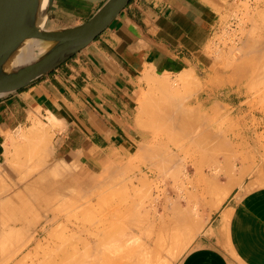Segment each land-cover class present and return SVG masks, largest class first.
<instances>
[{"label": "crops", "instance_id": "obj_1", "mask_svg": "<svg viewBox=\"0 0 264 264\" xmlns=\"http://www.w3.org/2000/svg\"><path fill=\"white\" fill-rule=\"evenodd\" d=\"M105 1L54 0L46 27L53 30L81 23ZM232 1L131 0L110 26L78 54L34 83L0 96V166L6 165L7 148L17 143H24L38 160L46 151V165L74 164L97 173L118 164L116 161L135 146L140 134L151 132L139 129L136 120L140 103L155 79L175 80L183 72L192 74L199 88L195 98L200 97L199 107L235 111L251 103L249 88L254 83L244 71L240 70L238 79L228 85L231 91L225 90L224 74L219 68L220 85L214 89L211 82L214 66L208 47L224 25ZM40 122L47 124L54 135L50 145L47 142L42 146V152L37 140H44L47 134ZM23 135L38 139H26V143ZM248 144V177L239 174L231 183V193L242 188L240 196L211 212L178 264H264V140H250ZM18 171L16 180L22 175ZM13 213L8 211L11 222L1 227L0 256L13 241L29 237L22 252L32 245V220L18 222L12 218ZM15 223H21L24 231L17 236L9 231ZM29 256L31 253L20 261ZM10 261L16 260L0 257V264H12Z\"/></svg>", "mask_w": 264, "mask_h": 264}, {"label": "rangeland", "instance_id": "obj_2", "mask_svg": "<svg viewBox=\"0 0 264 264\" xmlns=\"http://www.w3.org/2000/svg\"><path fill=\"white\" fill-rule=\"evenodd\" d=\"M263 22L264 0H233L231 8L225 12L224 25L208 47L214 66L212 70L214 75L211 81L214 89L222 81L221 78L218 79L217 77V68H219V73L223 72L224 74L226 91L232 90V86L228 85L232 84L236 78L238 79L240 70L244 71V76L252 78L254 85L249 88L253 96L252 102H246L247 105L235 111H224L219 108L210 109L206 105L199 107L201 101L200 97L198 98L199 100L195 99L196 93L191 95L185 94L182 89L174 86L177 85L175 83L176 80L162 79L170 85L171 89L174 88V91L169 88L173 96L176 93L175 88L177 87V103H172L176 98L173 97L171 99L172 95H169L168 89L163 90L165 92L162 94V90H158V86L156 87L157 89L153 88L155 87L154 84H156L153 83V86L151 85L152 89L149 88L147 90L146 99L140 103L136 120L139 129L151 132L140 134L135 146L120 161H116L118 164L109 165L101 172L92 173L86 167L74 164L64 165L63 167L46 165L44 164L46 151H43L42 160H38L33 157L29 150L23 149L24 143H17L16 146L8 148L4 160L6 165L0 166V189L2 190H0V231L2 230L1 227L10 221L8 211H23L25 216H30L34 219L32 221L33 235H31L32 245L27 250L21 251L23 243L27 238L25 237L24 240L13 241L8 247H4L5 253L0 257L4 259L13 258L16 261H10L12 264H46L50 257L57 258L59 256L57 255L59 251L55 253V248L60 246V242L72 241L76 245V250L80 251L81 256L80 260L74 262L107 264L103 260L96 259L100 258L98 255L86 256L85 252L88 251V248L79 243V239L83 240L85 237L84 232L92 230L91 224L105 219L113 222L109 223L111 225H108V227H112L110 230L120 235L111 237L105 243L97 246L98 248L110 250L114 246L117 247L116 244L121 243L118 246H122L123 251L126 250L127 255L125 257L128 259L134 257V255L135 257L140 256L139 258L142 259L144 254L149 257L148 259L145 256L144 258H147L145 260H151L152 264H178L181 257L192 247L211 212L218 211L220 207L228 204L234 196L236 198L240 196L242 188L231 193L234 185L231 184V180L239 174L248 177L250 156L248 143L250 140L254 141L255 139L257 141L264 140V78L262 79L264 77V56L262 55L259 58L255 52V49L257 51V42L261 41L258 45H260L261 54H264L262 46L264 44ZM249 43H252L251 46ZM253 45L256 46L254 47ZM255 74L256 76H254ZM166 93L168 97L170 96V99L166 95L167 100L163 98L164 96L162 95ZM149 99H151L150 102H148ZM171 100L173 101L171 102ZM159 101L160 103H158ZM178 103H180L179 106ZM154 105L159 111L153 108ZM172 105H175V107L172 108ZM144 106H146L145 110L143 109ZM165 106L169 110H174L175 116L177 113L176 108H178L179 113H182L180 111L183 109L187 110H183L186 113L188 110L189 112L192 111V113L195 112L196 114L192 115L190 113L189 115L197 118L194 121L197 122L196 124H199L198 122L201 121L199 126L200 128L202 126L204 128L200 129L194 123L198 127H195L197 130L193 129V120L189 119L191 116L182 113L183 116L180 117L179 114L174 118L172 111L170 112L172 116L167 114L169 111H166L168 109ZM149 109L150 113H147ZM154 110H156V113ZM160 114L161 118H158ZM165 114L170 115L171 118L169 116L166 117ZM148 116H153L156 122ZM178 116L180 118L187 116L192 122L185 117L186 121L183 118L179 119ZM175 120L176 125L180 124L179 122L181 121V124L184 127L186 124L187 127H183V129L181 125H178L181 128L177 127L173 124ZM188 121L191 126L193 125L192 129ZM202 121L205 125H203ZM40 124L47 130V136L43 140L46 141H40L38 146H44L48 140H50V145L54 135L49 133L51 129L47 124L41 122ZM50 126L53 127L54 124ZM205 126H209V128L207 127L208 130L212 128L209 131L213 134L210 132L206 133L207 129L205 130ZM188 127L189 131H186ZM214 128L220 131L217 129L215 131ZM198 129L201 131L198 134L200 137L196 135L199 132ZM255 129L263 130V133H250V130ZM177 131L179 132L177 133ZM203 131H205V134ZM189 132L191 136H189ZM193 132L197 133L194 134ZM202 132L203 134L201 135ZM175 134H177V138ZM207 134H210V136H207ZM203 136L206 139H202L204 142L202 141L203 143L200 144L201 137ZM193 138L197 139L194 140L195 143L192 142ZM202 147L204 148L202 149ZM169 148H173L172 154L174 157L170 153L171 155H166L165 159L172 158L173 161L170 164L161 157L163 156L162 154H160L161 156L158 154V152L165 153L164 149L168 151ZM13 149H15L14 152ZM153 149H155V152ZM17 151L20 152L18 153ZM156 153L157 156H153ZM251 153L254 159L255 150L251 151ZM154 157L158 160L161 157L160 162L157 159H153ZM22 158L23 160H21ZM150 159L151 163L154 162L153 164L155 165V168L152 167L153 164L151 165L154 175L146 173L144 168L146 163L147 165L151 164L148 162ZM155 161L159 163L157 164ZM17 170H20L22 173L19 176V180L25 178V181H15ZM132 178L146 179L148 184L139 185L133 189L128 186V181ZM41 179H44V181L40 183L39 180ZM172 225L176 228L180 225L181 236H184L181 237V242L177 244L168 235V232H170L168 227H172ZM185 225L187 228L188 225H192L193 227H189L191 229L188 230L184 227ZM21 227V223H15L9 231H11L12 235L17 236L19 233L24 232ZM183 227L189 231L190 235H187V230ZM66 228H68V231L73 230L81 234L82 237L66 239ZM165 229H168V231L165 232ZM164 232L167 233L166 236H164ZM160 233L163 234L162 238H159L161 236ZM157 236L159 238L158 241ZM160 239L163 241L161 242ZM156 243L158 245L164 244L160 245L162 246L160 248L163 250H159ZM61 246L63 247V245ZM167 246L170 247L168 248L169 251H167ZM72 248L74 249V247ZM127 250H130L131 254ZM134 251L137 253L132 254ZM28 253L33 254V259L35 255L40 256L42 253H44V257H39V260H36L37 258L35 257L34 261H32L33 259L31 260V256H29L27 260L20 261ZM46 256L47 258L49 256V258L47 259ZM43 259L44 261H42Z\"/></svg>", "mask_w": 264, "mask_h": 264}, {"label": "water", "instance_id": "obj_3", "mask_svg": "<svg viewBox=\"0 0 264 264\" xmlns=\"http://www.w3.org/2000/svg\"><path fill=\"white\" fill-rule=\"evenodd\" d=\"M131 0H106L87 20L59 29L46 27L54 0H0V96L50 74L99 37ZM38 41L44 50L17 62Z\"/></svg>", "mask_w": 264, "mask_h": 264}, {"label": "bare ground", "instance_id": "obj_4", "mask_svg": "<svg viewBox=\"0 0 264 264\" xmlns=\"http://www.w3.org/2000/svg\"><path fill=\"white\" fill-rule=\"evenodd\" d=\"M263 26H264V22H263ZM258 29V28H257ZM263 30V29H262ZM256 41V40H255ZM263 41V40H262ZM261 42V41H260ZM259 41L257 42L258 44L260 43ZM252 44V43H251ZM251 44L249 43V45L251 46ZM254 44V43H253ZM256 44V43H255ZM257 44V51H256V49H255V52H256V55L260 58L262 55L264 56V54H261V52H260V50H261V48H260V45H258ZM254 46V45H253ZM256 46V45H255ZM254 46V47H255ZM262 46H263V48H264V44H262ZM253 47V48H254ZM253 48H252V50H253ZM44 50V48H43V46H40V44L38 43V41H30L22 50H21V53H20V56H19V58L17 59V62H22L23 60H27V59H30V58H33V57H35L36 55H38V54H40L42 51ZM263 50V49H262ZM263 52V51H262ZM256 56V57H257ZM253 66H255V65H253ZM190 71V70H189ZM187 72V71H186ZM191 72V71H190ZM258 72V71H257ZM262 72V71H261ZM263 72H264V70H263ZM262 72V73H263ZM258 74V73H257ZM262 75V74H261ZM254 76H256V74L254 75ZM253 76V77H254ZM260 76V75H259ZM259 76H258V78H259ZM167 77V76H166ZM177 77H178V75H177ZM150 79H151V77H149ZM148 78V83L150 82L149 79ZM264 77H262V79H263ZM156 81L154 82L152 79H151V81H153V82H151V84L150 85H152L153 83H156V84H154V86L155 87H153V88H155V89H157L156 87L158 86V90H162V94L165 92V91H163V90H167L168 92H169V95L171 96L172 95V93H171V90H173L174 88H173V85L171 84V86H172V88L173 89H171V87H170V85L168 84V83H166L165 82V80L163 81L162 79V81L161 80H158V79H155ZM176 80V84L177 85H174V86H177L178 87V89L180 88V89H182V91L186 94V93H188V94H195L197 91H198V85H197V82L195 81V79L193 78V76H192V74H190V73H182V75H180L177 79H175ZM253 80H255L256 81V79H254L253 78ZM159 81H161V82H159ZM260 81H261V79H260ZM263 82V81H262ZM172 83V82H171ZM255 83H257V82H255ZM168 84V85H167ZM250 84V83H249ZM150 85H149V87L148 88H150V89H152V86L150 87ZM169 86V87H168ZM177 87L175 88V91H176V93H174V96L172 95L171 96V99L174 97V98H176L175 99V101H173V100H171V102L174 104V102H176L178 99H177V95L176 94H178L177 93ZM171 90H170V89ZM170 90V91H169ZM166 91V92H167ZM174 91V90H173ZM172 91V92H173ZM171 93V94H170ZM161 94V95H162ZM165 95L167 96V93L166 94H164V95H162V96H164L163 98L165 99V100H167V97H165ZM169 96V97H170ZM176 96V97H175ZM168 97V98H169ZM151 98V97H150ZM145 99H146V97H145ZM147 99H148V97H147ZM154 99H155V97H154ZM160 99V98H159ZM162 99V98H161ZM163 99V100H164ZM170 99V98H169ZM157 100V99H156ZM155 100V101H156ZM151 101V99H149L148 100V102H150ZM170 101V100H169ZM169 101H167L168 103H169ZM181 101V100H180ZM179 101V102H180ZM167 102H165L167 105H168V103ZM158 103H160V101L158 102ZM177 103V102H176ZM143 104V103H142ZM146 104H147V102H146ZM146 104H144V105H146ZM157 104V103H156ZM161 104H162V102H161ZM165 104V105H166ZM179 104L180 103H178V106H179ZM160 105V104H159ZM163 105V104H162ZM169 105H171L170 103H169ZM168 105V106H169ZM146 106H144V110L146 109L145 108ZM158 107V106H157ZM165 107H167V106H165ZM173 107H175V105H172V108ZM217 107V106H216ZM218 107H219V105H218ZM153 108H156L155 107V105H154V107ZM164 108V107H163ZM162 108V109H163ZM169 108H171V107H169ZM151 109V108H150ZM150 109H149V111L147 112V113H150ZM157 109V108H156ZM161 109V110H162ZM166 109V108H165ZM165 109H164V113L166 112V111H169V113L167 112V114H170V112L172 111V110H169L168 109V107H167V109L168 110H166L165 111ZM217 109V108H216ZM220 109V108H219ZM218 109V110H219ZM144 110H141V111H144ZM176 110H177V113H176V116L177 115H179L180 114V117L181 116H183V114L185 113L186 115H189L190 113L193 115L194 113H192V111L191 112H189V110H188V112L186 113V112H183V110L182 111H180V112H182V113H179L178 112V108H176ZM175 110V111H176ZM155 111V113H156V110H154ZM157 111H159V109H157ZM174 111V110H173ZM172 111V112H173ZM184 111H187L186 109L184 110ZM145 112V111H144ZM161 112V111H160ZM142 113V112H141ZM174 113V112H173ZM167 114H165L166 115V117L167 116H169L170 118H171V116H172V114H170V115H167ZM184 114V115H185ZM196 114V113H195ZM143 115V114H142ZM164 115V114H163ZM192 115H189V116H191V118L189 117V119L190 120H193V122L192 121H190L189 119H188V117L187 116H184L185 118H187V120H189L190 122H192V124H196L197 122H194L195 121V118L194 117H192ZM203 115V114H202ZM154 116V115H153ZM153 116H148V117H151V119L153 120L154 118H153ZM156 116V115H155ZM174 118L176 117L175 116V113H174ZM197 116V115H196ZM199 116V115H198ZM165 117V116H164ZM168 117V118H169ZM179 117V116H178ZM179 117V119H184V121H186V119L184 118V117H182V118H180ZM158 118H161V114H160V116L158 117ZM162 118H163V116H162ZM168 118H167V120H168ZM194 118V119H193ZM203 118V117H202ZM157 119V118H156ZM177 119V118H176ZM197 119V118H196ZM199 119H200V117H199ZM166 120V119H165ZM206 120V119H205ZM211 120V119H210ZM210 120H209V123H210ZM213 120V119H212ZM217 120V119H216ZM151 121V120H150ZM154 121H155V119H154ZM158 121V120H157ZM178 121V120H177ZM189 121H188V124H190L189 123ZM196 121H198V120H196ZM156 122V121H155ZM154 122V123H155ZM165 122V121H164ZM169 122H170V120H169ZM201 122V121H200ZM200 122H198L199 124H200ZM203 122V121H202ZM39 123V122H38ZM176 123V120L174 121V123L173 124H175ZM180 124H178V122H177V124L180 126H182V129H183V125L181 124V121L179 122ZM183 123V122H182ZM187 123V122H186ZM204 123V122H203ZM37 124V123H36ZM151 124H152V121H151ZM185 124V123H184ZM195 124H194V128L191 126V124L189 125L190 126V128L192 129H196L195 127H198L199 126V124H196V125H198V126H195ZM176 125V124H175ZM178 125H176L177 127H179ZM203 125H205V123L203 124ZM40 126V125H39ZM152 126V125H151ZM174 126V125H173ZM175 126V127H176ZM32 127V126H31ZM33 127H34V125H33ZM185 127H187V125L185 124ZM184 127V128H185ZM203 127V126H202ZM200 128V126H199V128L200 129H203V128ZM208 128H209V126H207ZM206 126H205V130H206V133L208 132H210L211 130H212V128H211V130L209 131L208 130V128H207ZM179 128H181V127H179ZM35 129V128H34ZM34 129H33V133L35 134V132H34ZM41 129V128H40ZM39 129V130H40ZM43 129L45 130V127H43ZM178 129V128H177ZM215 129V131H217V130H219V129H217V128H214ZM217 129V130H216ZM38 130V128H36V131ZM181 130V129H180ZM197 130V129H196ZM199 130V129H198ZM27 131H28V129H27ZM47 131V130H46ZM186 131H189V127H188V129H186ZM185 131V132H186ZM191 131H193V130H191ZM220 131V130H219ZM41 132V131H40ZM39 132V133H40ZM179 131H177V133H178ZM200 130H199V132L197 133V132H195V133H197L196 135H198V134H200ZM204 132V134H205V131H203ZM203 132L201 133V135L203 134ZM29 133H30V130H29ZM38 133V132H37ZM194 133V132H193ZM194 133V134H195ZM210 133H212V132H210ZM216 133H218V132H216ZM22 134H24V133H22ZM26 134V133H25ZM24 134V135H25ZM41 134V133H40ZM45 134V133H44ZM183 134V133H182ZM213 134V133H212ZM23 135V136H24ZM176 135V138H177V134H175ZM185 135V134H184ZM195 135V136H196ZM210 136V134H207V136ZM215 135V134H214ZM22 136V137H23ZM35 136V135H34ZM38 136H40V135H38ZM180 136H181V134H180ZM187 136V135H186ZM189 136H191L190 135V132H189ZM188 136V137H189ZM205 136V135H204ZM201 137V142H200V140H198L199 142H200V144L201 143H203L204 141L202 140V139H206L205 137ZM206 136V137H207ZM20 137V136H19ZM36 137V136H35ZM34 137V138H35ZM41 137V136H40ZM45 137H46V135H45ZM197 137H200L199 135L197 136ZM196 137V138H197ZM212 137V136H211ZM24 138H25V140L27 139H29V141L30 140H32V139H30V137L28 138H26L25 136H24ZM179 138V137H178ZM186 138V137H185ZM38 139V138H37ZM37 139H33V140H37ZM40 139H42V141H43V138H40ZM50 139V138H49ZM180 139V138H179ZM187 139V138H186ZM189 139V138H188ZM200 139V138H199ZM212 139V138H211ZM26 140V141H27ZM32 140V141H33ZM175 140V139H174ZM185 140V139H184ZM194 140H197V139H192V142H194L195 143V141ZM214 140H216V139H214ZM34 141V142H35ZM39 141V139L37 140V146H38V142ZM41 141V140H40ZM46 141V140H45ZM45 141H43V142H45ZM49 141L50 140H48V143H49ZM179 141V140H178ZM185 141H187V140H185ZM185 141H183V142H185ZM189 141V140H188ZM198 141H196V142H198ZM203 141V142H202ZM210 141V140H209ZM33 142V143H34ZM42 142V143H43ZM199 142H198V144H199ZM213 142V141H212ZM15 143V142H14ZM26 143H28V141L26 142ZM33 143H31L32 145H33ZM41 143V144H42ZM180 143V142H179ZM191 143V142H190ZM189 144V143H188ZM206 144V143H205ZM222 144V143H221ZM13 145V144H12ZM213 145V144H212ZM10 146H11V144H10ZM14 146H16V144H14ZM13 146V147H14ZM19 146V145H18ZM29 146V145H28ZM37 146H36V149H37ZM40 146V145H39ZM43 146V145H42ZM177 146V145H176ZM175 146V147H176ZM180 146V145H179ZM188 146V145H187ZM186 146V147H187ZM204 146V145H203ZM6 147V146H5ZM198 147V146H197ZM196 147V148H197ZM21 148V147H20ZM26 148V147H25ZM25 148H23V149H25ZM31 148V147H30ZM42 147H40V149H41ZM44 148V147H43ZM176 148H178V147H176ZM195 148V147H194ZM201 148V147H200ZM204 147H202V149H203ZM219 148H220V146H219ZM6 149V148H5ZM8 149V148H7ZM23 149H21V150H23ZM39 149V148H38ZM188 149V148H187ZM190 149V148H189ZM192 149H193V147H192ZM218 149V148H217ZM14 150L15 149H13V152H14ZM17 150V149H16ZM28 150H30V149H28ZM34 150H35V147H34ZM33 150V151H34ZM155 149H153V151H154ZM166 150H167V148H166ZM165 149H164V151H165V153L163 152H158L157 150V152H158V154H159V156H161L160 154H162L163 156H161L162 158H164L165 159V157H166V155L167 156H169V154L171 153H173V148H169L168 149V151H166ZM214 150V149H213ZM220 150H221V148H220ZM25 151V150H24ZM36 151V150H35ZM37 151H39V150H37ZM43 151V149H41V152ZM218 151V150H217ZM12 152V151H11ZM18 152V151H17ZM20 152V151H19ZM18 152V153H19ZM22 152V151H21ZM29 152V151H28ZM27 152V153H28ZM155 152V151H154ZM201 153H202V151H200ZM199 152V153H200ZM44 153V152H43ZM32 154H34V153H32ZM47 154V153H46ZM152 154H153V152H152ZM170 154V155H171ZM175 154V153H174ZM216 154H219V153H216ZM10 156H11V154H9ZM35 155H36V152H35ZM37 155H38V153H37ZM146 155V154H145ZM173 155V154H172ZM201 155H204V154H201ZM227 155V154H226ZM15 156V155H14ZM43 156V155H42ZM47 156V155H46ZM153 156H157V153L156 154H154ZM197 156V155H196ZM37 157V156H36ZM45 157V156H44ZM160 157V158H161ZM173 157H174V155H173ZM202 157H205V156H202ZM226 157V156H225ZM6 158V157H5ZM23 158H25V157H23ZM23 158L21 159V160H23ZM145 158V157H144ZM160 158H159V160H160ZM167 158H169V157H167ZM176 158V157H175ZM38 159V158H37ZM40 159V158H39ZM147 159H149V158H147ZM153 159H155V157L153 158ZM157 159V158H156ZM155 159V160H156ZM15 160V159H14ZM19 160V159H18ZM42 160V159H41ZM158 160V159H157ZM158 160V161H159ZM169 160V161H168ZM165 159V161H167V163L169 162V164H170V162L171 161H173V159L172 158H170V159ZM10 161V160H9ZM153 161V160H152ZM163 161V160H162ZM37 162V161H36ZM148 162H150L151 163V159H150V161H148ZM157 161H155V163H156ZM160 162V161H159ZM159 162H157V164L159 163ZM25 163V162H24ZM40 163V162H39ZM154 162H152L150 165L148 164L147 165V163H146V165L144 166V168H145V170H146V173H149L150 175H154V172H153V168L152 167H154L155 168V165L153 164ZM162 163V162H161ZM20 164V163H19ZM153 164V166L151 167V165ZM166 164V163H165ZM36 165V164H35ZM17 166V165H16ZM23 166V165H22ZM27 166V165H26ZM30 166V165H29ZM24 167V166H23ZM143 168V169H144ZM21 169V168H20ZM25 169H27L26 167H25ZM38 169V168H37ZM142 169V168H141ZM23 170V169H22ZM39 170V169H38ZM20 171V170H19ZM18 171V172H19ZM29 171V170H28ZM142 172V171H141ZM21 173V172H20ZM19 173V174H20ZM29 173V172H28ZM27 173V174H28ZM143 173V172H142ZM71 174V173H70ZM140 174V173H139ZM31 175V174H30ZM230 176H231V174H230ZM229 176V177H230ZM25 177V176H24ZM228 177V178H229ZM232 177V176H231ZM135 178V177H134ZM134 178H132V179H130L129 181H128V186L129 187H132L133 189L134 188H136L137 186H139V185H144V184H148L147 183V181H146V179H143L142 178V180L141 179H134ZM147 178V177H146ZM227 178V179H228ZM18 179V178H17ZM75 179V178H74ZM90 179V178H89ZM232 179V178H231ZM105 180V179H104ZM136 180V181H135ZM230 180V179H229ZM233 180V179H232ZM232 180H231V182H232ZM16 181H21V182H23L24 181V179L23 180H16ZM100 181H101V179H100ZM76 182V181H75ZM229 182V181H228ZM230 182V183H231ZM3 183V182H2ZM17 183V182H16ZM85 183H87L86 181H85ZM92 183V182H91ZM95 183V182H94ZM135 183H137L136 185H135ZM21 184V183H20ZM93 184V183H92ZM92 186V185H91ZM15 187H16V185H15ZM4 188V187H3ZM1 190V189H0ZM5 190V189H4ZM2 191V190H1ZM167 200V199H166ZM160 202V201H159ZM154 204V203H153ZM160 206V205H159ZM154 207V206H153ZM155 210V209H154ZM14 215H12V218L14 219V220H16V221H21V222H27L28 223V221H30V220H34L33 219V217H30V216H25L24 215V212H20V211H16L15 213H13ZM11 217V216H10ZM28 217V218H27ZM31 218V219H30ZM28 219V220H27ZM109 223H113V222H111V221H109V220H105V219H103V220H100V221H96V222H94L93 224H91V226L90 227H93L92 228V230L91 231H85L84 233H85V237H84V239L82 240V239H79V243H82L84 246H86L87 248H88V251L87 252H85V254H87L86 256H88V257H90V256H92L93 254H95V255H98V256H100V258H96V259H99V260H103V261H105V263H107V264H152V262H151V260H145V259H149V257L148 256H146V255H144L143 254V256L145 257H147V258H139L138 256H136L135 257V255H134V257H131L130 259H128V258H126L125 256L127 255V252H126V250L125 251H123V248H121L122 246H118L119 244H121V243H118V244H116V246L117 247H112V249H110V250H103V249H101V248H98L97 246H99V245H101V244H103V243H105L106 242V240H108V239H110L111 237H117V236H119L120 234L118 233V234H116L113 230H110V228H112V227H108V225H111V224H109ZM166 223V222H165ZM164 223V225H166ZM94 225V226H93ZM168 225V224H167ZM170 225V224H169ZM192 225H193V223H192ZM190 226V225H188V228L186 227V225L184 226V227H186L188 230H190L189 229V227H193V226ZM194 225H196V224H194ZM162 226V228L164 227L163 226V224L161 225ZM171 226V225H170ZM168 227L169 228V230H170V232H168V235H169V238L171 239V238H173V240L172 241H174L175 242V244H177L178 242H181L180 240H181V237H184V236H181L182 235V233L180 232V225L178 226V228H176L175 226H173L172 225V227ZM183 227V228H184ZM161 228V229H162ZM166 228H167V226H166ZM76 229V228H75ZM91 229V228H90ZM185 229V228H184ZM183 229V230H184ZM187 229H185V230H187ZM13 230H14V228H13ZM187 230V233L189 232ZM71 231V232H70ZM70 231H68V228H66V236H65V238L66 239H68V238H73V237H78V238H80V237H82V235L81 234H78V233H76L75 231H73V230H70ZM166 231H168V229L166 230L165 229V232ZM182 231V230H181ZM161 232V231H160ZM164 232V236H166V234L167 233H165ZM183 232H185V231H183ZM186 233V232H185ZM190 233H192V232H190ZM161 234V236H159V238H162V233H160ZM159 235V234H158ZM187 235H190L189 233L187 234ZM187 237V236H186ZM158 236H157V241H158ZM184 239V238H183ZM164 240H165V237H164ZM156 241V242H157ZM160 241H161V239H160ZM163 241V240H162ZM161 241V242H162ZM160 243V242H159ZM164 243H166L165 241H164ZM174 244V243H173ZM61 245H63V247L61 246ZM156 245L159 247L158 249L159 250H163V249H161L162 248V246H160V245H164V244H159L158 245V243H156ZM166 245V244H165ZM66 246V247H65ZM75 244L72 242V241H67V242H65V241H63V242H60V246L59 247H57V248H55L56 249V251H55V253H57L58 251V253H57V255H59L57 258H53V257H50L49 258V256H48V258H49V260H47V263L46 264H89V263H86V262H74V261H76V260H80L81 259V256H80V251H78V250H76V248H75ZM170 246V245H169ZM72 247H74V249L72 248ZM161 247V248H160ZM175 247V246H174ZM98 248V249H97ZM119 248H121V249H119ZM168 248H170V247H168L167 246V249ZM172 248V247H171ZM166 249V248H165ZM164 249V250H165ZM128 251V250H127ZM130 251V250H129ZM128 251V252H129ZM140 251V250H139ZM138 251V252H139ZM166 251V250H165ZM167 251H169V249L167 250ZM166 251V252H167ZM133 252V251H132ZM141 252V251H140ZM137 253V252H136ZM135 253V251H134V253H132V254H136ZM129 254H131V251L129 252ZM35 257L37 258L36 260H39L38 258L39 257H44V253H42L40 256L39 255H35L34 256V259H35ZM123 257H125V259H123ZM46 258H47V256H46ZM47 258V259H48ZM33 259V254L31 255V260ZM34 259L32 260V261H34ZM45 259V258H44ZM44 259L42 260V261H44ZM35 260V262H37ZM46 260V259H45ZM155 260V259H154ZM146 261H148V262H146ZM157 261V260H156ZM39 262V261H38ZM46 262V261H45ZM151 262V263H150ZM31 263V262H30ZM32 263H34V262H32ZM43 263V262H42ZM160 263V262H159ZM18 264H20V263H18ZM22 264V263H21ZM35 264V263H34ZM43 264H45V263H43Z\"/></svg>", "mask_w": 264, "mask_h": 264}]
</instances>
